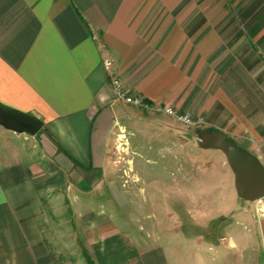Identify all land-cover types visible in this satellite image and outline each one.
<instances>
[{
	"label": "crops",
	"instance_id": "obj_1",
	"mask_svg": "<svg viewBox=\"0 0 264 264\" xmlns=\"http://www.w3.org/2000/svg\"><path fill=\"white\" fill-rule=\"evenodd\" d=\"M0 104L42 122L0 124V264H264V198L233 182L235 221L186 259L122 220L116 161L184 146L173 107L264 165V0H0Z\"/></svg>",
	"mask_w": 264,
	"mask_h": 264
},
{
	"label": "rangeland",
	"instance_id": "obj_2",
	"mask_svg": "<svg viewBox=\"0 0 264 264\" xmlns=\"http://www.w3.org/2000/svg\"><path fill=\"white\" fill-rule=\"evenodd\" d=\"M176 126L191 131L190 136L181 132L184 146L173 151H147L136 140L129 148L125 145L116 161L121 168L118 175L122 172L131 177L129 180L135 179L126 188L127 198L120 200L128 207L122 220L145 236L160 237L188 259L206 242H214L217 230L235 221L230 213L215 214L220 202L232 203L227 189L235 175L221 150L201 146L199 125ZM206 228L215 230L203 240L199 235H205Z\"/></svg>",
	"mask_w": 264,
	"mask_h": 264
},
{
	"label": "water",
	"instance_id": "obj_3",
	"mask_svg": "<svg viewBox=\"0 0 264 264\" xmlns=\"http://www.w3.org/2000/svg\"><path fill=\"white\" fill-rule=\"evenodd\" d=\"M0 124L17 132L36 134L42 122L31 115L0 104ZM201 146L221 150L235 175L239 197L256 201L264 198V165L237 139L222 130H200Z\"/></svg>",
	"mask_w": 264,
	"mask_h": 264
},
{
	"label": "built area",
	"instance_id": "obj_4",
	"mask_svg": "<svg viewBox=\"0 0 264 264\" xmlns=\"http://www.w3.org/2000/svg\"><path fill=\"white\" fill-rule=\"evenodd\" d=\"M114 84H115V93H116L115 95L117 99H122L125 102L132 104L134 106L140 107V106L146 105L144 103L143 98H141L140 96H131L127 94L123 87V84L118 79L114 80ZM156 108H160V106L156 105ZM165 110L167 113L176 116L178 120L181 121L187 127H190L195 123V120L192 114L189 112L181 113V112H178L173 107H167ZM123 138H126V137L123 135Z\"/></svg>",
	"mask_w": 264,
	"mask_h": 264
}]
</instances>
